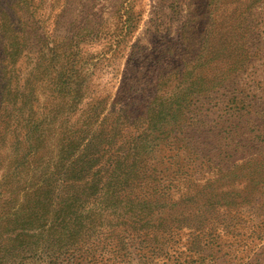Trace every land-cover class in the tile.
Masks as SVG:
<instances>
[{"label":"rangeland","instance_id":"374dc122","mask_svg":"<svg viewBox=\"0 0 264 264\" xmlns=\"http://www.w3.org/2000/svg\"><path fill=\"white\" fill-rule=\"evenodd\" d=\"M61 47L83 66L86 100L106 98L109 110L138 76L130 122H143L160 76L163 94L192 95L185 151L162 146L155 157L163 180L175 162L186 175L169 196L148 188L137 200L102 192L95 202L97 186H73L76 201L53 208L39 191L27 199L26 174L5 177L17 164L0 162V264H264V0H0V76L22 94L16 104L75 105L45 101L64 90L45 79ZM84 121L62 118L40 155Z\"/></svg>","mask_w":264,"mask_h":264},{"label":"trees","instance_id":"16d2710c","mask_svg":"<svg viewBox=\"0 0 264 264\" xmlns=\"http://www.w3.org/2000/svg\"><path fill=\"white\" fill-rule=\"evenodd\" d=\"M65 49H59L57 63H48L46 70L49 73L45 76L48 82L65 85L64 90L48 95L45 101L49 98L53 101L74 98V106L62 101L43 102L34 106L16 104L14 100H17L19 92L5 88L7 83L0 76V162L3 165L5 161L13 160L17 164L13 172L22 166L18 176L8 171L4 176L20 180L25 173L23 187H20L22 193L31 189L33 193L30 195L28 192L27 199H36L39 191L40 199L37 200L44 202L45 207L53 208V202L58 200L70 201L71 204L76 201L77 192H70L73 186H97L88 197L95 202L101 201L103 193L122 196L126 200H137L141 196L146 198L148 188L158 196H169L170 193L166 191L170 190L172 180L186 175L184 164L175 162L172 166L176 169V177L163 180L157 175L155 157L162 146L172 150L171 156H180V151H185L184 131L191 119V105L187 102L192 95L188 93L190 96H182V90L163 94L158 88L162 79L160 76L143 122H130L131 91L139 81L138 76L129 80L127 78L124 91L119 95L124 104L121 105L116 99L111 102L109 110L106 98L86 100L85 85L76 81V74L82 72L83 66L78 65L77 61L72 63ZM71 65L76 67L73 69L75 76L72 77L66 72L72 70L68 67ZM187 73L186 67L183 76H187ZM71 82L72 88L69 87ZM68 87L70 90L66 91ZM38 96L35 94L36 99H39ZM79 112L80 116H85L80 134L76 135V131H72L70 135L73 138H62L60 148L52 152L47 150L48 155L44 159L40 150L56 137L55 130L60 127L57 123L62 118L69 122L72 115L76 116ZM68 125L74 124L71 122ZM95 132L97 134L92 137ZM95 143L99 146L96 150L93 149ZM13 194L10 193V197ZM71 204L66 211L70 212ZM63 209L60 208V215ZM56 223L60 226L61 220L57 218ZM34 252L37 253V250Z\"/></svg>","mask_w":264,"mask_h":264}]
</instances>
